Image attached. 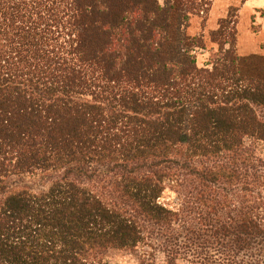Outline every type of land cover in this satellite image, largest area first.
I'll return each instance as SVG.
<instances>
[{"label":"trees","instance_id":"1","mask_svg":"<svg viewBox=\"0 0 264 264\" xmlns=\"http://www.w3.org/2000/svg\"><path fill=\"white\" fill-rule=\"evenodd\" d=\"M202 6L0 0V264H264V57Z\"/></svg>","mask_w":264,"mask_h":264},{"label":"rangeland","instance_id":"2","mask_svg":"<svg viewBox=\"0 0 264 264\" xmlns=\"http://www.w3.org/2000/svg\"><path fill=\"white\" fill-rule=\"evenodd\" d=\"M166 5L169 0H159ZM203 5L200 11L189 14L184 21L183 33L186 39L200 38L204 47H196L192 54L199 66H205L213 59L219 48V41L225 31L236 30V51L240 56L259 55L264 57V0H198ZM229 47V46H227ZM264 154V144L260 147ZM162 201L178 206L173 191H167ZM159 263L163 256L158 255ZM107 264H139L137 255L131 250H112L106 257Z\"/></svg>","mask_w":264,"mask_h":264}]
</instances>
